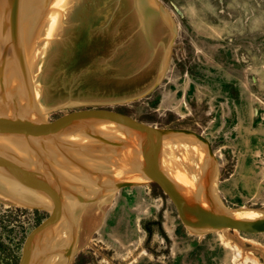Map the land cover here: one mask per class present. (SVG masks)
Returning a JSON list of instances; mask_svg holds the SVG:
<instances>
[{
	"label": "rangeland",
	"instance_id": "rangeland-1",
	"mask_svg": "<svg viewBox=\"0 0 264 264\" xmlns=\"http://www.w3.org/2000/svg\"><path fill=\"white\" fill-rule=\"evenodd\" d=\"M76 1L75 21L43 65L38 91L47 119L100 110L195 131L212 146L224 205L264 211V0H159L177 25L169 63L156 89L128 103L111 100L147 88L158 65L135 72L136 28L126 9L114 13L115 0ZM25 73L37 88L33 69ZM117 148L105 151L108 159H119L128 175L141 169L142 156ZM108 201L67 264H264V232L194 234L158 183L124 187ZM47 217L0 200V264H19L27 236Z\"/></svg>",
	"mask_w": 264,
	"mask_h": 264
},
{
	"label": "water",
	"instance_id": "water-1",
	"mask_svg": "<svg viewBox=\"0 0 264 264\" xmlns=\"http://www.w3.org/2000/svg\"><path fill=\"white\" fill-rule=\"evenodd\" d=\"M113 6L114 13L118 9H126L127 20L132 17L135 19L133 25L136 28L135 32H137L140 24L143 21L147 22V20H151L150 24L159 28V34L165 27L167 29L159 39L156 36L151 37L150 43L148 42L149 45L145 44L143 46L144 42L140 39L143 60H141L142 63L135 69V72H142L157 64L159 67L158 74L154 82L139 93L130 97L111 100L114 103H128L149 95L161 83L177 35V25L159 0H115ZM16 7L17 5H13L10 12L12 19L13 17L16 19L15 24H13L19 29V16L16 17L15 15ZM149 16H152V19ZM134 34V37H138L136 36L137 33ZM159 50L160 52H158ZM8 62L7 56L0 52V72L10 73L11 76L15 74V71ZM12 85V89L15 90L16 84L12 83ZM17 98L19 100L17 99L14 102L16 110L12 114L17 125L10 127L7 126V122L4 128L3 124L0 123V158L15 166L19 172L25 175L27 180H30L33 190L40 199V202L34 208L42 209L48 213V217L27 236L19 264H30L33 245L45 233L50 232L56 243L60 242V238L64 233L65 201L60 196L61 194H55L52 184H59L56 187L57 190L71 192L73 188L76 190L75 186L81 187L82 182H84L83 176L92 179L93 176H96L94 181L91 178L88 179L92 184L82 186L106 193L108 200L124 187L150 183L160 184L173 199L183 224L189 231L197 235L228 230L248 233L264 232V211H253L254 215L252 217L240 218L235 214L236 210H230L224 205L218 188L219 168L217 159L210 142L203 135L183 128H156L123 115L100 110L77 111L55 122H50L45 116V112H43L40 121H35L33 116L25 115V107L28 105V101L19 98V95ZM76 124H85L87 131L89 129H91L89 131L91 133L97 131L99 137L119 139L120 145L115 151H120V149L126 147L134 149L135 151L130 156L132 158L143 157L140 165L141 169L131 175H128L129 173H111L105 166L91 169V172L87 173L80 170V166L73 163L75 162L74 158L89 162L101 160L104 163L108 160L107 155H109L110 150L108 154L104 151L97 154L95 153L97 147H94L92 153H81L79 148L73 147L69 143H62L61 138L68 135ZM15 142H24L25 149L29 148L32 152H37V155H43L47 148L50 149L51 145L55 146L52 153L57 158L66 161L65 168H69L68 171L66 173L55 171V177L52 176V178L46 180L43 168L26 163L23 158L17 157L8 148H5V146ZM171 151H175L177 157L181 155L186 157L187 152H192L193 155L202 157L206 162L208 172L207 192L201 205H191L181 193L172 173H169L161 164H158L157 158L161 157L160 154ZM101 161L99 162L102 163ZM104 165H107V163ZM61 264H64V262H61Z\"/></svg>",
	"mask_w": 264,
	"mask_h": 264
},
{
	"label": "bare ground",
	"instance_id": "bare-ground-1",
	"mask_svg": "<svg viewBox=\"0 0 264 264\" xmlns=\"http://www.w3.org/2000/svg\"><path fill=\"white\" fill-rule=\"evenodd\" d=\"M13 2L14 6L17 5L15 15L16 17L19 16V29L14 25L16 19L14 17L12 19L10 12ZM76 2V0H0V52L7 56L9 65L15 71V74L11 76L10 73H5V75L0 72V123L3 124V127L7 125V122V126L10 127L17 125L12 114L16 110L14 102L18 99V95L19 98L28 101V105L25 107V115L33 116V120L40 121L43 112L47 111L44 109L45 103H41L44 100L42 91H38V87L42 86V71L45 72L46 69L43 65L46 64L51 51L58 43L54 40L60 41L59 36L63 35L64 30L68 29L75 21L72 19L71 11ZM149 18L152 19V16H149ZM150 21H143L137 32H134L137 33L136 36L139 38L134 37L132 42L134 44V55L129 57V60L131 59L133 68L140 66L141 60H143L140 39L144 42L143 46L145 44L149 45L151 37L156 36L159 39L167 31L165 27L163 30L161 29L162 32L159 34V28L150 24ZM128 22L133 27L135 19L133 17L129 18ZM139 31L141 32L139 33ZM156 31H158L157 34ZM49 36H52V38L50 37L51 41ZM29 68L33 69L32 76L36 79V89L31 87L30 80H28L27 73H25ZM12 83L16 84L15 90L12 89ZM74 127L61 140L62 143H69L73 147L79 148L81 153H92V149L97 147V149L95 148L96 152L95 150L94 152L99 154L106 150L115 149L118 147L117 145H120L117 138L99 137L97 131L96 133L89 132L91 129L87 131L85 124H76ZM5 148H8L17 157L23 158L26 163L43 168L46 180H49L52 176L55 177V171L66 173L69 169L65 168L66 161L64 159L57 158L52 153L55 148L53 145L50 146V149L47 148L43 155H37V152H32L29 148L25 149L24 142H15L5 146ZM125 149H128V147ZM175 153V151L163 152L162 155L160 154L161 157L157 158L158 164H161L166 171L172 173L181 193L191 205H201L207 192L208 172L206 162L202 157L193 155L192 152H187L186 157L182 155L177 157ZM112 158V160L108 159L104 163L101 160L89 162L74 158L75 162L73 163L80 166V170L86 171V173L100 166H105L109 172L116 174L131 172L127 168L122 169L123 166L117 162L119 159ZM109 160L110 162H108ZM111 162L113 163L110 164ZM135 162L137 163V161ZM106 163L107 165H104ZM136 166H133L134 169H130L135 170ZM90 178L83 176L84 182H82V185L92 184L88 180ZM95 179L96 176H93V179L91 178L93 181ZM52 185L55 194H61L60 196L65 201L64 233L59 243L54 242L50 232L45 233L42 238L35 242L31 250L30 264H61V262L67 264L72 256L87 243L89 236L87 234L96 229L94 227L100 222L102 210L109 205L108 196L102 191L98 192L95 189H89L81 185L80 188L75 186L76 190L73 188L71 192H64V190L56 189L59 184L54 183ZM0 200L8 204L25 205L33 208L40 202L30 184V180H27L25 175L19 172L15 166L10 165L1 158ZM235 214L240 218H250L254 215V212L252 210H240L235 211Z\"/></svg>",
	"mask_w": 264,
	"mask_h": 264
}]
</instances>
